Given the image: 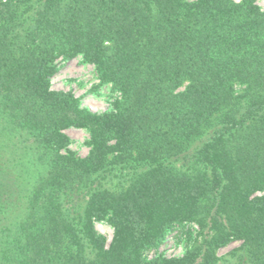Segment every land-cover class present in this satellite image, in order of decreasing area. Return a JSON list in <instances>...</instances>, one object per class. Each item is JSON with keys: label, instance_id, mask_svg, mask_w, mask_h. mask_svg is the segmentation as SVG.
Listing matches in <instances>:
<instances>
[{"label": "trees", "instance_id": "1", "mask_svg": "<svg viewBox=\"0 0 264 264\" xmlns=\"http://www.w3.org/2000/svg\"><path fill=\"white\" fill-rule=\"evenodd\" d=\"M253 1L0 0V264H217L235 241L234 264H264ZM78 53L118 89L114 112L50 89L54 60ZM68 127L89 130L85 157L59 152ZM116 169L128 176L117 189L92 181ZM78 188L83 209L66 202ZM94 220L114 230L107 247ZM182 222L199 241L181 258L157 254Z\"/></svg>", "mask_w": 264, "mask_h": 264}, {"label": "rangeland", "instance_id": "2", "mask_svg": "<svg viewBox=\"0 0 264 264\" xmlns=\"http://www.w3.org/2000/svg\"><path fill=\"white\" fill-rule=\"evenodd\" d=\"M184 1L191 2L193 0ZM235 1L238 2L239 0ZM253 2L255 6L264 11V0H254ZM53 67L54 73L50 77L51 90L71 93L79 101L80 108L87 109L94 114L114 112L117 109L120 101L118 89L111 83H102L95 66L86 62L82 54L78 53L70 58L58 57L54 60ZM185 85L183 84L178 90L182 91ZM60 132L66 138V141L60 145V153L69 152L75 157L83 158L91 150V135L87 128L68 127ZM199 144H201V141H196L191 146L195 147ZM8 151L9 149H2L1 157L3 160L9 156V154H6ZM117 170L106 175L100 172L94 173L91 177L92 181L106 183L111 189H117L128 178L127 175L118 173ZM31 172L36 173L34 169ZM123 172H126V169ZM72 194V197L66 199L67 204L71 207L76 206L83 209L88 203L87 190H79L78 188ZM254 196H264V190L256 192ZM93 226L96 232L105 238L107 247L113 237L114 230L112 226L106 220H94ZM197 234L198 227L194 223L182 222L166 236L156 253L166 258H181L187 249L199 241ZM239 245L240 242L235 241L217 249L216 256L219 258L217 264H234L235 258H231L229 253L233 249H237ZM153 254L154 252L151 251L147 256L150 258Z\"/></svg>", "mask_w": 264, "mask_h": 264}]
</instances>
